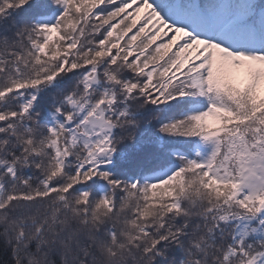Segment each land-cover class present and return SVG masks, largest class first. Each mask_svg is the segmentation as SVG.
<instances>
[{"label": "snow or ice", "instance_id": "obj_1", "mask_svg": "<svg viewBox=\"0 0 264 264\" xmlns=\"http://www.w3.org/2000/svg\"><path fill=\"white\" fill-rule=\"evenodd\" d=\"M0 264H264V0H0Z\"/></svg>", "mask_w": 264, "mask_h": 264}]
</instances>
